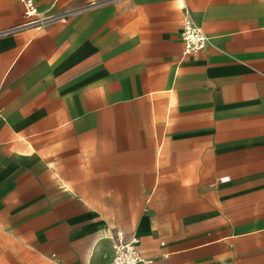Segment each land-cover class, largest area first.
<instances>
[{"label":"crops","instance_id":"0c3cea01","mask_svg":"<svg viewBox=\"0 0 264 264\" xmlns=\"http://www.w3.org/2000/svg\"><path fill=\"white\" fill-rule=\"evenodd\" d=\"M34 1L0 0V264H104L117 229L264 264V0Z\"/></svg>","mask_w":264,"mask_h":264},{"label":"built area","instance_id":"2783aa9c","mask_svg":"<svg viewBox=\"0 0 264 264\" xmlns=\"http://www.w3.org/2000/svg\"><path fill=\"white\" fill-rule=\"evenodd\" d=\"M24 7V15L29 25L40 26L48 18L37 10L34 0H21ZM183 41V53L187 54L204 47L208 36L202 28L191 20H185L181 27ZM137 237H125L122 230L117 229L112 237L110 254L104 264H137L140 254L135 246Z\"/></svg>","mask_w":264,"mask_h":264},{"label":"rangeland","instance_id":"374dc122","mask_svg":"<svg viewBox=\"0 0 264 264\" xmlns=\"http://www.w3.org/2000/svg\"><path fill=\"white\" fill-rule=\"evenodd\" d=\"M132 0H103L102 2H103V4H107V3H112V2H122V3H125V2H127V3H130ZM47 16V15H46ZM182 16V22H184L185 21V18H183V15H181Z\"/></svg>","mask_w":264,"mask_h":264}]
</instances>
